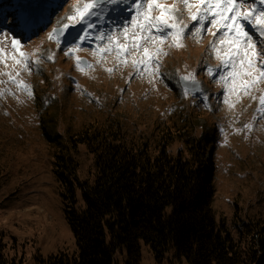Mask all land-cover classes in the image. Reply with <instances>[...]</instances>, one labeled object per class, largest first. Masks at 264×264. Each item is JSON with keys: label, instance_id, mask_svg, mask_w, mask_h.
I'll return each mask as SVG.
<instances>
[{"label": "rangeland", "instance_id": "obj_1", "mask_svg": "<svg viewBox=\"0 0 264 264\" xmlns=\"http://www.w3.org/2000/svg\"><path fill=\"white\" fill-rule=\"evenodd\" d=\"M78 2L82 0H0V46L11 53L12 40L18 39L20 51L32 55V61L40 59L39 64L30 62L27 70L7 55L0 62V73L10 72L32 92L30 97L7 82L9 76L0 74V81L7 82L0 83V90H10L0 96V246L4 252L18 264H46L52 256L77 251L53 171L59 148L45 132L67 141L98 124H112L126 140L140 144L157 141L168 124L201 137L212 149L217 166L214 207L218 220L235 237L243 222L264 223V117L257 111L264 83L249 95L226 91L219 74L228 69L221 67L209 47L213 35L193 34L196 22L179 0H158L169 7L175 5L178 19L189 25V30L182 38L169 37L158 45L167 55L156 56V75L136 74L132 60L141 58L142 50L125 54L127 66L115 51L100 60L93 49L98 43L104 48L106 42L95 39L84 41L82 50L75 53L93 67L77 70L74 57L66 56L55 38L49 39V33L68 23L66 17ZM254 2L261 7L258 0H245L244 8H251ZM109 16L115 24L108 22ZM109 16L97 22L90 35L94 37L101 28L105 32L115 29V43L127 45L129 42L119 36V16ZM209 26L206 23L205 27ZM175 43L183 46H172ZM156 45L153 41L144 46L154 51ZM52 54L54 59L48 60ZM208 67L215 69L213 76L208 75ZM107 68L114 71L110 74ZM189 73L195 74L202 92L184 94L180 77ZM249 124L251 130L245 127ZM72 154L79 164V177L91 178L96 167L88 147L80 145ZM80 199L82 202L81 195ZM117 255L119 264H190L173 250L160 261L144 243L139 262L129 259L127 248Z\"/></svg>", "mask_w": 264, "mask_h": 264}, {"label": "trees", "instance_id": "obj_2", "mask_svg": "<svg viewBox=\"0 0 264 264\" xmlns=\"http://www.w3.org/2000/svg\"><path fill=\"white\" fill-rule=\"evenodd\" d=\"M167 127L157 141L141 144L112 124L87 127L67 141L45 132L59 148L53 171L77 245L46 264H119L122 248L139 262L143 243L160 261L173 250L190 264H264V223L243 222L235 237L217 218L212 149ZM80 145L95 157V173L84 180L72 154ZM0 264H18L2 245Z\"/></svg>", "mask_w": 264, "mask_h": 264}, {"label": "snow or ice", "instance_id": "obj_3", "mask_svg": "<svg viewBox=\"0 0 264 264\" xmlns=\"http://www.w3.org/2000/svg\"><path fill=\"white\" fill-rule=\"evenodd\" d=\"M179 3L188 10L192 21L196 22L193 25L194 35L204 32L213 35L214 40L210 42L209 47L221 61V67L228 69L227 72L219 74V82L226 91L249 95L259 83H264V0H258L261 5L259 8L255 2L251 8H244L245 0H179ZM193 9H195L194 12ZM154 12L160 14L153 15ZM109 13L118 15L122 21V24L118 26L119 36L129 42L127 45L115 43L117 39L115 29L105 32L101 28L94 37L90 35L89 30L95 29L97 22L103 21ZM178 17L179 9L175 5L169 7L158 0H82L73 6L72 14L66 17L68 23L53 29L49 33V39L55 38L57 47L64 51L66 56L74 57L77 70L83 71L85 66L93 67L75 53L82 50L84 41L95 39L106 42L104 48H101L98 43L96 49H93V54L99 55L100 60L104 58L105 53L110 54L115 51L118 60L127 66V61L123 59L125 54L131 55L133 50L137 52L142 50L141 58L132 60L136 74L142 75L147 72L149 75H156L159 68L156 56L167 55L158 45L169 37L182 38L189 30V25L183 24ZM108 22L115 24L116 20L109 16ZM206 23L210 25L207 28ZM76 25H83V27L76 28ZM213 28L216 31H212ZM153 41H156L157 45L154 51H150L149 47L144 45H150ZM218 45H222V49L218 48ZM172 46L182 47L183 45L175 43ZM16 53L18 56L15 55ZM6 55L25 70L28 69L30 62L40 63L39 58L32 61V55L20 51L18 39L12 40L11 53H6V48L0 46V62H4ZM47 59L53 60L54 54L49 55ZM151 65L155 67L149 70ZM106 71L111 74L114 69L107 68ZM207 72L209 76H213L215 69L208 67ZM0 74L9 76L7 82L16 84L21 91L32 96L29 85L23 84L10 72ZM180 80L184 82L182 86L185 95L190 92H202L194 73L181 76ZM7 82L0 81V83ZM6 91L10 90H0V96H3ZM203 99L207 100L208 97L203 96ZM225 103H228L227 99ZM257 111L264 117V95L259 98ZM245 127L251 130L250 124Z\"/></svg>", "mask_w": 264, "mask_h": 264}, {"label": "water", "instance_id": "obj_4", "mask_svg": "<svg viewBox=\"0 0 264 264\" xmlns=\"http://www.w3.org/2000/svg\"><path fill=\"white\" fill-rule=\"evenodd\" d=\"M84 61H87V60H86V59H84ZM181 84L183 85V84H184V82H182V81H181ZM199 85H200V88L202 89V86H201L200 82H199ZM192 93H197V92H192Z\"/></svg>", "mask_w": 264, "mask_h": 264}]
</instances>
